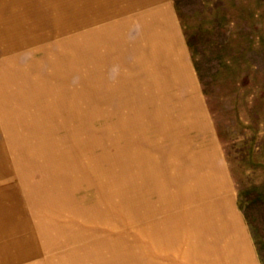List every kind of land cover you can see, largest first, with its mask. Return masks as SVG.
<instances>
[{
  "label": "bare ground",
  "instance_id": "bare-ground-1",
  "mask_svg": "<svg viewBox=\"0 0 264 264\" xmlns=\"http://www.w3.org/2000/svg\"><path fill=\"white\" fill-rule=\"evenodd\" d=\"M112 1L0 0V191L12 197L9 202L0 200V264H13L37 253V243L30 235L32 228L37 235L50 238L41 244L46 255L42 264H159L151 257L155 242L150 236V227L154 228L155 224L149 221V200L146 193L141 198L136 196L134 189L136 175L142 172L144 182L150 179L149 163L144 161L149 152L162 151L159 139L163 135L162 115L145 112L150 106L143 104L133 113L70 114L72 122L82 118L76 127L82 126L76 129L65 128L62 132L58 126H52L50 109L65 106L58 104L64 99L63 94L96 93L99 84L102 85L99 79L87 83L90 77L104 76L102 65L99 64L95 73H88L87 68L91 64L90 53L96 54L93 59L102 60L100 51L90 46L100 43L99 30L106 24H97L103 19H92L88 15L83 26L89 28L88 32L98 31L97 38L92 34L93 38L84 27L83 31L75 32V28L81 27L75 20L82 12L99 14L105 9L115 10ZM92 21L96 24H91ZM54 28L61 30L49 31ZM44 29L49 32L40 36L38 32ZM78 37L82 38L83 45H79ZM24 45H38L36 57L29 52L32 55L25 66L19 62L28 53H21ZM171 67L175 69L172 70L174 76H189L178 64ZM126 83L136 87L135 80ZM130 93L135 97L137 92L130 90ZM187 93L189 109L193 114L198 113L200 107L195 97ZM101 99L110 102L114 98ZM54 101L57 103L52 106L47 103ZM128 106L125 107L135 108ZM96 114L101 119L95 121L97 127L93 128ZM197 120L195 128L200 123ZM54 134H59L60 140ZM139 158L143 161L141 168ZM120 163L122 178L117 175ZM35 174H39L37 180ZM166 178L168 182L163 175L161 182L160 178L156 181L162 203L171 207L178 204L182 210L177 209L175 215L168 218L170 223L175 219L180 222L175 225L166 224L164 215L159 223L162 236L165 226H176L180 231L188 211H193L192 225L195 217L201 216L183 207L186 203L180 193L184 192L185 185L181 186L179 179L173 176L166 175ZM171 185H175V191L170 189ZM15 190H22L30 202L32 218L38 220L34 226L30 227L26 219L18 221L22 210L17 214L12 211L21 209ZM77 220L96 221L99 226L76 224ZM140 221L145 223L136 227L134 223ZM105 224L110 228L104 227ZM122 225V231L113 232ZM98 234L96 239H89ZM146 234H149L148 241L141 238ZM60 248L59 253L55 252Z\"/></svg>",
  "mask_w": 264,
  "mask_h": 264
},
{
  "label": "rangeland",
  "instance_id": "rangeland-1",
  "mask_svg": "<svg viewBox=\"0 0 264 264\" xmlns=\"http://www.w3.org/2000/svg\"><path fill=\"white\" fill-rule=\"evenodd\" d=\"M112 3H116V0ZM120 4L124 6L131 4L132 8L126 14L118 15L117 24L120 25L126 18H129L131 23L126 28L122 26L118 28L122 33L120 38L124 40L122 46L124 49L121 51L123 58L121 63L111 65L108 72L114 70L130 73L132 64H136L137 58L134 55L141 53L157 55V61L153 63L155 66L161 64L162 67H167L175 62L184 70V74L188 72L189 76L171 75L170 79L161 82L135 80L136 87L126 83V80L108 82L105 80V72L103 77H90L87 81L89 84L97 82L98 79L102 81V85L98 83L100 90L97 88L96 93L93 91H90L92 92H89L90 94L77 95L65 93L64 99L58 103L65 105L62 108H53L52 104H56L57 101L47 102L52 106L50 109L54 120L52 126H58L62 132L65 128L76 129L82 126L76 127L82 121L81 117L75 118L72 122V118L68 116L74 113L79 115L96 113V111L103 114L133 113L140 110L139 107L143 104L150 106L145 112H157L162 115L163 135L159 139L162 140L163 146L162 151L152 149L144 159L149 163L150 179L144 182L142 172L136 175L134 193L140 198L146 193L149 200L148 204L151 208L149 221L155 224L154 228L150 227V236L155 242L152 244L151 257L155 263L264 264V0H145L142 2L124 0ZM88 15L89 12L79 13L75 22L81 23V27L75 28V32L86 29L88 33L89 28L83 26ZM107 20L106 22H110V19ZM168 20L171 21L172 26L169 25ZM161 23L166 27H162ZM147 24L149 26L143 27ZM142 28L147 34L149 33L150 39L155 35L156 44L150 46L142 43L141 39L144 37L141 34ZM60 30L61 28H56L49 31ZM42 31L49 32L45 29ZM68 32L72 33L69 30ZM93 32L96 37L98 31ZM166 35L168 39H165ZM78 39L80 43L78 44L83 45L82 38L78 37ZM165 40L170 43L167 50L168 61L159 59L161 51L158 46L161 48ZM32 46L24 45L20 50L21 53L36 54L38 45L35 48ZM27 47H32L31 51L25 49ZM132 49H135L134 52ZM17 53L12 52V54ZM93 55L96 56L90 53L91 64H88V73H95L99 69L100 62L103 61V57L102 60L97 61L98 59L92 58ZM26 59L24 58V61ZM151 67L153 75L149 79L156 80L155 71L159 66ZM171 70L175 69L171 67ZM130 90L137 92L135 97L131 95ZM188 91L191 97H195L200 107L198 113L193 114L188 107ZM107 96L114 99L110 102L101 99ZM128 105H133L135 108H127ZM197 118L204 120V127L201 129L193 126ZM100 119V115L93 116V128L97 127L95 121ZM74 122L77 123L74 125ZM54 137L60 140L59 134H54ZM201 150L206 153L205 157L200 156ZM190 153L193 156L189 158L187 156ZM122 161L125 162L123 159ZM206 161L211 163L212 166H209L210 169L212 168L211 171L204 168ZM139 162L141 168L142 158H139ZM9 165L13 167L12 162ZM214 167L219 169L216 173L220 183L217 184L218 187L214 186L215 182L212 183L214 192L198 196L194 203L190 201L183 206H195L199 214L209 213L210 218H203L202 223L199 224L203 231L200 230L198 235L201 239L196 236V230L187 217L182 221L183 227L180 231L176 226L169 228L165 226L166 232L162 236V227L159 223L164 220V215L168 224V218L174 216V211L177 209L182 210V207L178 204L176 207H171L162 203L163 197L159 195L160 191L156 185L157 178H160V182L162 175L167 182L166 175L179 179V170L183 169L190 170L188 174L193 173L200 180L206 178L209 173L213 178ZM122 174L124 173L121 164L117 175L122 178ZM38 176L39 174H35V180L39 178ZM173 186H170L171 190H174ZM3 193L0 191V200L9 202L12 197L4 196ZM15 193V197L21 201V209H12V211L17 214L18 210H22V216L15 217L19 218L20 222L26 219L30 227L34 226L33 224H37L38 220L32 218L30 202L26 200L25 193L22 190H15ZM225 199L231 207L230 213L239 218V226L245 237L242 243L247 254L242 261L235 253H222L220 248L225 245L224 238L219 237L214 243L210 240V237L214 236L212 233L206 236L210 242L204 241V231L208 230L211 223L214 226L217 222L211 219L219 218L217 204ZM210 204L214 205L209 207ZM159 210L161 213L158 212ZM210 212L215 217H212ZM175 220L169 224L180 223ZM1 223L0 209V225ZM77 223L99 226L96 221L77 220ZM144 223L145 221H140L135 222L134 225L139 227ZM104 227L110 228L106 224ZM123 228L124 225L114 228L113 232H120ZM30 235L37 243V253L32 258L13 264H42L46 259L41 244L44 239L48 241L50 238L37 235L33 228L30 229ZM99 235H93L89 239L94 240ZM144 236L141 238H146V241L150 239L149 234ZM164 243L168 245L164 246ZM211 245H213L212 249ZM61 248L55 252L59 253ZM36 261L38 262L35 263Z\"/></svg>",
  "mask_w": 264,
  "mask_h": 264
},
{
  "label": "crops",
  "instance_id": "crops-1",
  "mask_svg": "<svg viewBox=\"0 0 264 264\" xmlns=\"http://www.w3.org/2000/svg\"><path fill=\"white\" fill-rule=\"evenodd\" d=\"M96 1V0H95ZM124 0H116V3L113 4V8L115 10H104L102 13H96L94 11H91L90 13V17L92 19H96V18H99V19H103L102 21L98 22L97 24H106V26L104 28H102L100 31V43H98V45H93V46H90L91 48H93L94 50H99L100 51V54H102L103 56V61L100 62V65H102L104 67V72H105V80L108 81V82H117L118 80L120 81H123V80H126V81H133V80H143V81H148V82H161L162 80H165V79H170V76L171 74L173 75L174 72L171 70V63L167 66V67H162L161 64L159 65H156V66H159L157 68V70L155 71V74L157 76V79L156 80H151L149 78H151V75L152 72L150 70V68H152L151 66H153L154 68H156L154 61H157V55H149V54H141V53H138L137 56L134 55V57H136V64H132V71L130 73H122V72H119V71H112L111 73L108 72L109 68L111 65H113L115 63L116 64H119L121 63V59L123 58V55L121 56V51L122 49V46H123V42L124 40H122L120 37L122 36V33L119 31L118 28H120V26H122L123 28H126L127 25L130 22V19L129 18H126L123 23L121 22V24H117V20H118V15L120 14H126L127 12H129L132 8V5H122L120 4L121 2H123ZM126 1V0H125ZM137 1H145V0H137ZM119 10V11H118ZM88 16V17H89ZM98 16V17H97ZM111 18H114V19H111ZM107 19H110V22H106L108 21ZM155 23V22H154ZM168 23L169 25L172 26V23L170 20H168ZM93 25L96 24V21H92ZM126 24V25H125ZM137 25L139 24V22L136 23ZM162 27H166L163 23L160 24ZM145 26H149L148 24L147 25H143V27ZM121 27V28H122ZM167 28L169 29V27L167 26ZM166 28V29H167ZM56 29V28H54ZM104 29V30H103ZM43 33L42 30H40L38 32V34L41 36ZM121 33V34H120ZM92 34H94V32L92 31H89L88 32V35L93 38H95ZM141 34L144 36L141 41H143L142 43H145L146 45H150L151 44H156L157 41H156V38H155V35L154 37H152L150 39L149 36V33L147 34V31H144V29L142 28V31H141ZM87 36V35H86ZM166 38L165 39H168L167 38V35L165 36ZM140 41V42H141ZM167 43V44H166ZM170 43L167 42L166 40L164 41V44L161 46V48H159L158 46V49L161 51V54H159V59H162V60H167L168 61V45ZM137 45V44H136ZM34 48L37 47L36 45H33ZM32 46V47H33ZM32 47L30 48H25L27 49L28 51H31ZM89 48V49H91ZM1 49V47H0ZM30 49V50H29ZM26 50V51H27ZM133 52L135 49H132ZM147 50V49H146ZM151 50V48L149 49ZM32 54L30 53H27L25 57H23L22 59H19V62L20 64H25L29 58H31ZM33 55H37L33 53ZM36 57V56H35ZM24 58H27L26 61H24ZM24 62H22V61ZM173 64H176L175 62H173ZM135 67H137L136 69H134ZM166 68V69H165ZM200 123H199V126L196 128V129H201L203 128V122L204 120H199ZM200 156H203L205 157L206 153H203V151L201 150V152L199 153ZM182 154L179 155V157H181ZM193 155L190 153L187 157H192ZM180 163V162H179ZM211 163H209V161H206V166H204V168L206 170H212V168L210 169V166ZM212 166V165H211ZM184 170V171H183ZM182 171L179 170V182H180V185L183 186L185 185V188H184V192L183 193H180L183 197L181 198V200H184V203H188L191 201V203H194L195 200L197 199L198 196H201L205 193H211V192H214V186L217 188L218 187V179H217V176H216V173L219 172V169L215 168L214 167V171L215 174L213 176V178L210 175V173L208 174V176H206V178L203 177L202 180H200L197 175L193 174V173H189L188 172L190 171H186L185 169H183ZM191 172V171H190ZM208 177V178H207ZM209 182H206L205 180H207ZM214 186L212 183H214ZM220 184V183H219ZM215 188V189H216ZM218 203V202H217ZM216 203V204H217ZM214 204H210L209 207H212ZM217 205H219L218 207V210H217V216L219 217L218 219H215V220H212L211 221H215L217 220L216 223H214V226H212L213 224L211 223L209 225V228L208 230L204 231V241H207L208 243L210 242V240L212 242L215 243V239L218 240L219 237H222L225 239V245L224 246H221L220 250L223 252H232V253H235V255H238L240 260L242 261L243 258L246 256L247 254V251L246 249L244 248L243 246V243H242V240L245 238L244 237V234L239 226V218L233 214V213H230L231 211V207L230 205L228 204V201L227 199L225 200H222L220 201V203H218ZM189 209H193L197 214H199V212L197 211V208L195 206H192V207H188L187 206V210ZM185 210V211H187ZM223 213V214H221ZM211 216L212 217H215L214 215H212V213L210 212ZM193 215V211L190 210L186 213V217H188V220L190 222H193L194 219H192V216ZM195 215V216H196ZM208 217V218H207ZM209 219V213H204V214H201V216L199 217H195V224H193V226L195 227V232L196 234L200 233V230L202 231L201 229V226H199L200 223H202V219ZM191 219V220H190ZM206 224V223H205ZM205 230V229H204ZM203 232V231H202ZM212 233L214 234V236L210 237V240L208 241L206 236L207 235H212ZM200 235V234H199ZM199 239H201L200 236H197ZM206 238V239H205ZM242 243V244H241ZM213 248V245H211V249Z\"/></svg>",
  "mask_w": 264,
  "mask_h": 264
}]
</instances>
